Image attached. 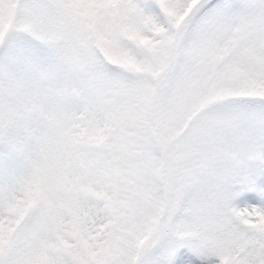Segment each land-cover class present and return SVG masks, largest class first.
Wrapping results in <instances>:
<instances>
[{
  "label": "snow or ice",
  "instance_id": "snow-or-ice-1",
  "mask_svg": "<svg viewBox=\"0 0 264 264\" xmlns=\"http://www.w3.org/2000/svg\"><path fill=\"white\" fill-rule=\"evenodd\" d=\"M0 264H264V0H0Z\"/></svg>",
  "mask_w": 264,
  "mask_h": 264
}]
</instances>
